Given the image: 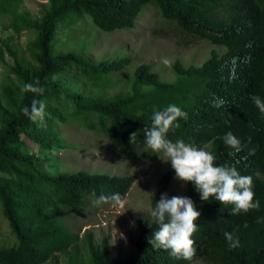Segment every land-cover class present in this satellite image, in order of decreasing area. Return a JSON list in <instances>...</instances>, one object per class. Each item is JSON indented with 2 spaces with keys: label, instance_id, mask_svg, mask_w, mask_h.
Here are the masks:
<instances>
[{
  "label": "trees",
  "instance_id": "16d2710c",
  "mask_svg": "<svg viewBox=\"0 0 264 264\" xmlns=\"http://www.w3.org/2000/svg\"><path fill=\"white\" fill-rule=\"evenodd\" d=\"M49 9L39 20L18 23L17 33L32 30L29 43L32 65L13 59L10 74L16 82L0 89V209L15 237L13 244L0 247V264H45L55 253L77 243L61 218L100 195L120 193L123 199L135 182V175L107 176L75 171L49 175L41 166L45 159L28 153L27 141L42 150L62 147L55 129L68 118L99 129L117 152L129 161H152L157 156L146 151L144 128L151 127L154 111L175 104L188 114L180 128L168 138L182 139L195 146L209 145L217 165L235 167L252 177L259 209L238 216L210 197L202 201L193 184L185 186L200 213L196 221V255L192 261L173 258L169 251L152 248L156 225L138 221V236L132 240L133 254L114 259L108 245L89 243L92 264H264V115L253 105L251 95L264 100V0H47ZM9 0H0V12L7 13ZM174 24L180 33L204 39L224 48L211 52L200 66L173 65L176 80L163 82L151 67L141 64L133 74L130 94L109 98L103 91L112 85V76L123 71L130 59L94 62L77 53L54 49L59 32L83 19L100 32L133 29L147 8ZM220 7L226 16H218ZM62 39V37H61ZM82 77L90 95L63 88L67 74ZM39 81L42 95L21 91L25 83ZM87 86V85H86ZM45 103L44 120L33 122L22 112L33 99ZM219 105V106H215ZM95 120V122L93 121ZM231 132L247 148L236 152L223 140ZM132 133L136 138L130 142ZM249 148L255 154L249 155ZM172 172H164L150 196V209L168 192ZM96 196L93 197L92 193ZM234 234L239 246L230 249L224 233Z\"/></svg>",
  "mask_w": 264,
  "mask_h": 264
},
{
  "label": "rangeland",
  "instance_id": "374dc122",
  "mask_svg": "<svg viewBox=\"0 0 264 264\" xmlns=\"http://www.w3.org/2000/svg\"><path fill=\"white\" fill-rule=\"evenodd\" d=\"M7 13L0 12V89L16 82L10 74L13 59L19 58L30 65L34 63L29 52V43L34 39L32 30L15 32L12 28L14 18L22 24L25 20H39L49 9L47 0H9ZM218 16H226L227 9L220 7ZM67 32H59L54 49L77 53L94 61H113L130 59V63L120 73L112 76L111 87L103 94L113 98L116 94L128 95L133 83V74L137 66L144 64L158 78L167 83L176 80L172 68L176 61L183 66H200L212 51L223 53L224 48L185 35L174 24L163 21L155 10L147 8L131 30H117L103 33L97 30L88 19L72 24ZM62 37V39H61ZM163 58L170 64L164 65ZM63 88L69 92L81 91L90 95L88 84L82 77L67 74ZM87 85V86H86ZM95 122V120H93ZM62 147L42 150L37 144L27 141L28 153L45 159L42 169L49 175L70 174L86 171L90 174L107 176L135 175L137 179L130 187L121 206L111 203L97 205L87 202L76 211H69L61 218L72 233L78 236L77 243L62 253H55L45 264H92L89 243L99 247L103 242L108 245L109 255L114 259H126L134 252L132 240L138 236V221H149L150 196L159 177L166 171L172 172L170 188L166 193L172 196H184L185 186L175 179L171 163H165L157 156L152 161H129L122 157L97 128L89 130L75 119L68 118L55 127ZM197 147L209 150V145ZM14 235L0 209V247L13 244ZM192 264H206L197 259Z\"/></svg>",
  "mask_w": 264,
  "mask_h": 264
},
{
  "label": "clouds",
  "instance_id": "9594fccd",
  "mask_svg": "<svg viewBox=\"0 0 264 264\" xmlns=\"http://www.w3.org/2000/svg\"><path fill=\"white\" fill-rule=\"evenodd\" d=\"M164 65L170 64L168 58H163ZM21 91L32 93L34 96L42 95L44 88L39 86V81L25 83ZM253 105L264 115V100L258 95H251ZM219 106V105H215ZM22 112L33 122L44 120L45 103L39 99H33L31 105L22 107ZM188 114L175 104H169L162 110H156L152 116L151 127L144 128V143L146 151L150 150L163 162L171 163L175 172V179L182 186L191 183L195 191L199 193L202 201H208L210 197L220 202L224 208H229V215L238 216L246 214L250 210L259 209V200L255 199L252 177L241 175L236 168L227 165H217L215 156L205 148L197 147L192 143H185L182 139L173 142L168 138L170 131L180 128V119L186 120ZM137 136L132 133L130 142ZM224 143L236 152L247 148L251 143L243 144L231 132L223 137ZM256 149L249 148V155H254ZM93 197L96 193H92ZM97 205L111 203L114 207L123 204L120 193L100 195L95 199ZM148 227H157L148 240L152 248L169 251V254L178 260L192 261L196 255L195 240L193 236L198 230L196 221L200 213L196 210L194 202L184 196H172L162 194L159 201L150 211ZM225 239L230 249L239 246L238 238L234 234L225 232Z\"/></svg>",
  "mask_w": 264,
  "mask_h": 264
}]
</instances>
